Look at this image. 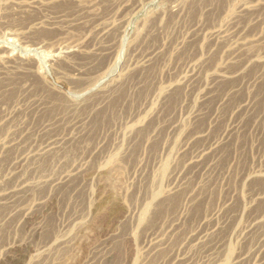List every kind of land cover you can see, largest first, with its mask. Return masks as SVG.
Wrapping results in <instances>:
<instances>
[{
  "label": "rangeland",
  "instance_id": "rangeland-1",
  "mask_svg": "<svg viewBox=\"0 0 264 264\" xmlns=\"http://www.w3.org/2000/svg\"><path fill=\"white\" fill-rule=\"evenodd\" d=\"M0 264H264V0H0Z\"/></svg>",
  "mask_w": 264,
  "mask_h": 264
},
{
  "label": "bare ground",
  "instance_id": "bare-ground-1",
  "mask_svg": "<svg viewBox=\"0 0 264 264\" xmlns=\"http://www.w3.org/2000/svg\"><path fill=\"white\" fill-rule=\"evenodd\" d=\"M118 58H120V57H118ZM120 60V59H119ZM118 62V61H117ZM117 62H115V63H117ZM114 66H115V64H114ZM117 66V65H116ZM114 69V68H113ZM112 70V69H111Z\"/></svg>",
  "mask_w": 264,
  "mask_h": 264
}]
</instances>
